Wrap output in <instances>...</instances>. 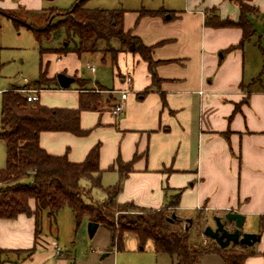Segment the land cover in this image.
Here are the masks:
<instances>
[{
  "label": "crops",
  "instance_id": "obj_1",
  "mask_svg": "<svg viewBox=\"0 0 264 264\" xmlns=\"http://www.w3.org/2000/svg\"><path fill=\"white\" fill-rule=\"evenodd\" d=\"M244 1L255 7L251 19L258 38L253 45L251 40L239 45L238 27L204 23L210 9L221 19L237 21L239 8L231 0H122L124 29L152 47L153 68L139 54L104 55L102 62L109 58L115 76L108 88L70 69L71 76L89 79L87 89L108 90L101 94L99 108L90 110L98 114L96 125L103 136L80 141L73 150L64 135L71 133L46 131L39 144L49 154L66 153L69 161L80 162L99 139L104 184L118 180L116 171H106L117 156L129 161L136 155L119 203L160 209L179 190L173 209L185 222L197 214L209 224L229 210L241 213L246 230L260 234L251 246L255 254L243 264H264V0ZM159 8L174 11L173 17L138 15L140 9ZM127 76L132 82L124 110L113 115L111 107L126 88ZM78 88L73 89L74 100L61 107H76ZM87 112L80 113L84 129ZM30 205L33 209L34 203ZM53 241L59 247L55 238L41 239L33 216L0 219V248L8 251L1 256L5 264H70L71 258L75 264L69 251L55 253Z\"/></svg>",
  "mask_w": 264,
  "mask_h": 264
},
{
  "label": "trees",
  "instance_id": "obj_2",
  "mask_svg": "<svg viewBox=\"0 0 264 264\" xmlns=\"http://www.w3.org/2000/svg\"><path fill=\"white\" fill-rule=\"evenodd\" d=\"M86 1L75 0L66 10L50 9L43 27H27L38 43L43 38L61 39L64 44L53 49L57 54L74 53L81 56L83 53H95L100 50V43L110 46L111 41L115 40L117 47L111 45L115 54L120 51L139 54L152 69V47L124 29L125 10L87 8ZM231 1L239 8L237 21L221 19L214 13V9H210L204 23L215 28L238 27L242 32L239 45H242L256 34L251 19L255 7L244 0ZM173 14L174 11L164 8L138 10L139 16L159 15L171 18ZM56 17L57 20L54 21ZM15 22L17 25V21ZM44 50L40 48L41 52ZM74 82L79 86L78 104L75 108L49 107L41 104L39 97L38 100L27 101L25 94L20 91L27 89L25 87H10L1 92L0 139L5 144V164L0 168V219H12L19 214L33 216L35 231L38 232V224L44 212L54 221L57 212L68 207L76 222L82 215H87L89 221L106 228L110 244L116 250L122 249L123 234L133 233L140 246L147 240H152L155 252L169 255L174 264H201L206 254H216L224 264H243L248 256L255 254L251 247L239 244L221 248L212 239L197 248L190 246L188 229L185 228L186 225H182L183 220L173 209L178 205L179 190L160 209H145L132 202L119 203L117 196L123 180L133 170L136 155L129 161H123L117 156L106 171H116L118 180L113 185L103 187L101 176L104 170L99 166V142L89 149L80 162L69 161L66 153L52 155L46 152L39 144L41 132H68L75 136H86L90 130L81 128L80 113L98 109L102 100L101 92L108 91L101 87L97 88L98 91L83 87V84L90 82L89 79L74 76ZM34 84L32 89L40 90L42 86L60 89L56 75L46 77L43 70H40ZM82 179L89 182V188L80 184ZM94 188L103 191L105 197L102 201H93L90 192ZM31 202L34 203L33 209ZM202 216L197 214L194 217L197 225ZM236 246L240 247V251L234 250ZM33 251L34 247L27 249L25 255L29 256ZM6 252V249L0 248V264L4 263L1 256ZM70 260V264H74L72 258Z\"/></svg>",
  "mask_w": 264,
  "mask_h": 264
},
{
  "label": "rangeland",
  "instance_id": "obj_3",
  "mask_svg": "<svg viewBox=\"0 0 264 264\" xmlns=\"http://www.w3.org/2000/svg\"><path fill=\"white\" fill-rule=\"evenodd\" d=\"M74 2L75 0H0V107L2 91L18 86L32 89L35 86L34 82L39 77L40 70L45 71L46 77H55L59 73L71 76L69 71L75 68L79 76L83 78H90L92 81L96 78L101 85L107 88L112 85L115 78L114 68L109 58L105 64L101 59L104 55L114 56L115 51L111 49V45L117 47L116 41H111L110 46L104 45L103 42L100 43V50L95 53L69 56V53L64 55L53 51L64 44L60 41L61 39L46 40L43 38L38 43L27 27L28 25L34 28L43 27L50 9L66 10ZM128 4L126 6H133ZM85 6L87 8L112 9L121 8L123 5L122 0H87ZM56 20L57 17L54 21ZM15 21H17V25ZM256 28L259 29L257 24ZM257 38L258 35L255 34L249 43L253 45ZM261 45L264 47V38L261 40ZM40 48L45 49L44 52H41ZM94 54L100 55V58ZM87 65L94 66V70L87 68ZM77 86L76 82H73L67 89H47L42 86L38 93L40 102L49 107H61V104H68L74 100L72 92ZM83 87L87 88L84 84ZM94 90L98 91L95 87ZM101 94L105 95L103 92ZM97 118L98 114L94 111L85 114L83 124H87L85 129L90 130L86 136L64 134L67 135L65 137L70 149H76V145L85 139L98 138L97 136L100 134L103 136V132L96 125ZM81 128L84 129L82 126ZM98 140L96 139L95 143ZM4 164L5 144L0 139V168H3ZM105 175L114 177V174L111 173ZM102 177L106 176L102 175ZM104 182L106 181L104 180ZM80 184L89 188V182L86 179L80 180ZM113 184L112 181L104 184L101 180L103 187ZM90 193L94 202H100L105 197L103 191L98 188L92 189ZM88 222L87 215H82L76 222L72 211L68 207H63L55 215L54 221L50 220L46 212L42 214L38 224V234L41 239L45 237L57 239L62 251H69L74 257L75 264H174L173 258L169 255L155 252L152 240H147L143 246H140L133 233L123 234L121 250H116L111 246L109 232L102 225H98L93 237L90 238L87 232ZM182 225H186L188 229L190 246L197 248L201 244L209 243L210 239L205 237L202 232L206 225L214 227L213 219H210L208 224L205 217L202 216L199 225L194 219L190 222L183 221ZM246 229L247 222L243 223L241 231L249 232ZM41 243L46 245L45 240ZM234 250L240 251V247L236 246ZM106 253L107 255L102 258V255ZM201 264L224 263L216 254H206L203 256Z\"/></svg>",
  "mask_w": 264,
  "mask_h": 264
},
{
  "label": "water",
  "instance_id": "obj_4",
  "mask_svg": "<svg viewBox=\"0 0 264 264\" xmlns=\"http://www.w3.org/2000/svg\"><path fill=\"white\" fill-rule=\"evenodd\" d=\"M56 78L61 89H67L74 82V77L64 73L57 74ZM213 220L214 227L206 225L202 233L205 237L212 239L221 248L228 247L230 244L251 247L260 240V234L257 232L241 231L244 223V216L241 213L229 210L224 213L223 217L214 216ZM229 224L231 226H228ZM97 228V222H88L87 232L90 238L93 237Z\"/></svg>",
  "mask_w": 264,
  "mask_h": 264
},
{
  "label": "built area",
  "instance_id": "obj_5",
  "mask_svg": "<svg viewBox=\"0 0 264 264\" xmlns=\"http://www.w3.org/2000/svg\"><path fill=\"white\" fill-rule=\"evenodd\" d=\"M87 68H90L92 71L94 70V66L87 65ZM124 81L126 83V88L119 91L120 92V99L115 104H113V106L111 107V113L113 115H117L124 110V101L126 100V96L130 91L132 79L130 76H127ZM20 91H22L25 94L27 101L38 100V97H39L38 93L40 90H38V89H21ZM52 245L55 246V253L57 255H61L62 249L57 246L56 241H53Z\"/></svg>",
  "mask_w": 264,
  "mask_h": 264
}]
</instances>
